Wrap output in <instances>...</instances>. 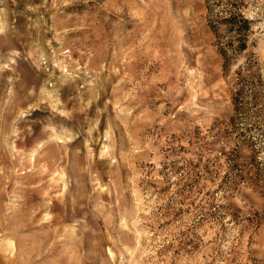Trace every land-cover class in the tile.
Listing matches in <instances>:
<instances>
[{"label": "rangeland", "instance_id": "1", "mask_svg": "<svg viewBox=\"0 0 264 264\" xmlns=\"http://www.w3.org/2000/svg\"><path fill=\"white\" fill-rule=\"evenodd\" d=\"M0 195V264H264V0H0Z\"/></svg>", "mask_w": 264, "mask_h": 264}, {"label": "trees", "instance_id": "2", "mask_svg": "<svg viewBox=\"0 0 264 264\" xmlns=\"http://www.w3.org/2000/svg\"><path fill=\"white\" fill-rule=\"evenodd\" d=\"M221 7L218 11L214 7H209L208 25L210 30L218 39H223L221 35L223 27L229 38L220 42L219 53L225 60L227 67L234 55L245 52L249 48V34L251 32L253 21L243 15L241 8L236 3H215ZM241 76V73H239Z\"/></svg>", "mask_w": 264, "mask_h": 264}, {"label": "bare ground", "instance_id": "3", "mask_svg": "<svg viewBox=\"0 0 264 264\" xmlns=\"http://www.w3.org/2000/svg\"><path fill=\"white\" fill-rule=\"evenodd\" d=\"M1 196V195H0ZM15 211V210H14ZM26 215V214H25ZM24 216V215H23ZM22 216V217H23ZM23 219V218H22ZM26 219V218H25ZM24 220V219H23ZM11 222V221H10ZM22 223V222H21ZM16 225V224H15ZM19 226V225H18ZM13 227V226H12ZM17 228V227H16ZM14 230H16V229H14ZM19 230V229H18ZM23 230V229H22ZM13 234V233H12ZM11 235V234H10Z\"/></svg>", "mask_w": 264, "mask_h": 264}]
</instances>
